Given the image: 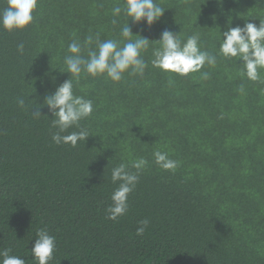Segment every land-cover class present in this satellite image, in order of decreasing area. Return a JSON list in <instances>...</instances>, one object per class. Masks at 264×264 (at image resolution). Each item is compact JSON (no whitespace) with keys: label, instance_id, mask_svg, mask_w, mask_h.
I'll list each match as a JSON object with an SVG mask.
<instances>
[{"label":"trees","instance_id":"trees-1","mask_svg":"<svg viewBox=\"0 0 264 264\" xmlns=\"http://www.w3.org/2000/svg\"><path fill=\"white\" fill-rule=\"evenodd\" d=\"M123 2L38 0L24 30L0 29V251L36 264L30 250L47 228L56 238L50 264H264V68L251 81L237 58L219 54L220 31L264 20L260 0H156L162 17L151 27L129 20L132 33L158 40L167 29L182 41L199 33L215 66L164 72L151 64L158 45L150 42L142 76L112 82L82 74L74 82V94L93 102L80 122L90 136L75 147L52 141L57 129L41 106L69 78L60 72L69 44L96 34L121 40L127 17L112 9ZM72 131L79 129L64 134ZM157 150L179 162L174 172L155 164ZM139 158L148 164L128 212L110 220L119 184L111 171L124 163L135 172ZM145 218L147 229L136 235Z\"/></svg>","mask_w":264,"mask_h":264},{"label":"clouds","instance_id":"clouds-1","mask_svg":"<svg viewBox=\"0 0 264 264\" xmlns=\"http://www.w3.org/2000/svg\"><path fill=\"white\" fill-rule=\"evenodd\" d=\"M220 2L221 0H217V3ZM260 2L264 3V0ZM37 3L38 0H6V7L0 9V29L7 32L24 30L34 22L33 12L37 8ZM164 11L165 8L156 0H124L122 5L117 4L112 9L114 17H119L122 12L127 17L120 30L121 40H101L99 34H96L95 37L87 36L83 45L77 40L69 44V54L64 57L66 71H60L68 73L69 78L59 84L53 92L45 94L41 106H47L52 116L51 126L57 129L51 137L55 144H69L75 147L78 142H85L90 136L87 129L81 128L80 122L92 115L93 102L75 95L73 91L74 82L78 83L82 74L93 78L106 76L112 82H120L125 73L142 76L147 67L142 53L149 49L150 42L158 45L152 49L151 64L164 72L187 76L199 72L205 64L215 66L216 56L201 50L199 33H193L186 41H182L178 34L167 29L161 33L158 40H150L132 33L129 20L132 24L143 21L146 27H151L162 17ZM112 23L115 25L117 20L113 19ZM220 37L219 54L225 58H237L244 66L243 75L247 79L260 80L258 70L264 68V20H259L258 26L254 23H245L243 27H228L226 31H220ZM82 48L87 50L86 56L82 55ZM17 51L23 54V43L17 46ZM202 77L207 79L208 73H202ZM17 104L21 109L27 107L23 98L18 99ZM41 107L30 109L34 118L42 116ZM73 127L79 131L64 134ZM153 156L155 164L162 170L174 172L178 167L179 162L170 159L166 152L157 150ZM147 164L146 159L139 158L131 163V168L135 169V172L129 171L124 163L112 169L111 182L119 184L111 196L112 204L106 209L108 219L115 221L128 212V196L135 189L139 173ZM148 225L149 220L146 218L138 221L136 235H142ZM55 249V236L50 235L47 228L37 230L30 250L36 264H50ZM10 252L11 249L0 251V264H26L24 258L10 255Z\"/></svg>","mask_w":264,"mask_h":264}]
</instances>
